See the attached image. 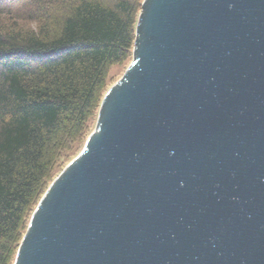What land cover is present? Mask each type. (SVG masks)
<instances>
[{
	"label": "water",
	"instance_id": "1",
	"mask_svg": "<svg viewBox=\"0 0 264 264\" xmlns=\"http://www.w3.org/2000/svg\"><path fill=\"white\" fill-rule=\"evenodd\" d=\"M13 264H264V0H143Z\"/></svg>",
	"mask_w": 264,
	"mask_h": 264
},
{
	"label": "trees",
	"instance_id": "2",
	"mask_svg": "<svg viewBox=\"0 0 264 264\" xmlns=\"http://www.w3.org/2000/svg\"><path fill=\"white\" fill-rule=\"evenodd\" d=\"M142 2L0 0V264H13L48 180L91 133Z\"/></svg>",
	"mask_w": 264,
	"mask_h": 264
},
{
	"label": "rangeland",
	"instance_id": "3",
	"mask_svg": "<svg viewBox=\"0 0 264 264\" xmlns=\"http://www.w3.org/2000/svg\"><path fill=\"white\" fill-rule=\"evenodd\" d=\"M131 61V57L126 60L125 62H123L122 64L119 65H114L111 68H109L108 70V74H107V79H106V85H105V92L116 82L118 81L121 76L123 75L124 71L126 70V68L128 67L129 63ZM104 92V93H105ZM96 116H97V111H95L94 116L92 117L91 121H90V127H89V133L93 130L94 126H95V122H96ZM77 155V154H75ZM73 157H71L70 159H72ZM70 162V161H69ZM66 162L65 164H62V166L58 167L57 171L55 173H53L52 177L48 180L45 188H47L49 186V184L55 179V177L62 171V169L69 163ZM29 218V217H27ZM28 222V219L26 220V223ZM25 230V229H24ZM23 230V232H24Z\"/></svg>",
	"mask_w": 264,
	"mask_h": 264
}]
</instances>
